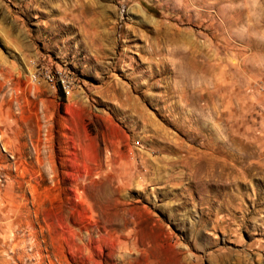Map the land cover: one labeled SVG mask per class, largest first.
<instances>
[{
	"label": "rangeland",
	"instance_id": "obj_1",
	"mask_svg": "<svg viewBox=\"0 0 264 264\" xmlns=\"http://www.w3.org/2000/svg\"><path fill=\"white\" fill-rule=\"evenodd\" d=\"M0 264H264V0H0Z\"/></svg>",
	"mask_w": 264,
	"mask_h": 264
},
{
	"label": "built area",
	"instance_id": "obj_2",
	"mask_svg": "<svg viewBox=\"0 0 264 264\" xmlns=\"http://www.w3.org/2000/svg\"><path fill=\"white\" fill-rule=\"evenodd\" d=\"M38 74H46L48 82H63V84L66 86V89H68L67 83L70 82V79L60 70H52L50 68L40 67Z\"/></svg>",
	"mask_w": 264,
	"mask_h": 264
},
{
	"label": "bare ground",
	"instance_id": "obj_3",
	"mask_svg": "<svg viewBox=\"0 0 264 264\" xmlns=\"http://www.w3.org/2000/svg\"><path fill=\"white\" fill-rule=\"evenodd\" d=\"M63 83V82H62ZM62 85V84H61ZM64 85V84H63ZM65 86V85H64ZM66 87V86H65Z\"/></svg>",
	"mask_w": 264,
	"mask_h": 264
}]
</instances>
